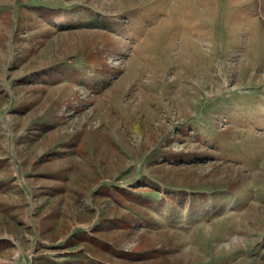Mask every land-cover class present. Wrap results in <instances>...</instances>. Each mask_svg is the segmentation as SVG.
<instances>
[{
    "label": "rangeland",
    "instance_id": "rangeland-1",
    "mask_svg": "<svg viewBox=\"0 0 264 264\" xmlns=\"http://www.w3.org/2000/svg\"><path fill=\"white\" fill-rule=\"evenodd\" d=\"M0 240L264 264V0H0Z\"/></svg>",
    "mask_w": 264,
    "mask_h": 264
},
{
    "label": "trees",
    "instance_id": "trees-1",
    "mask_svg": "<svg viewBox=\"0 0 264 264\" xmlns=\"http://www.w3.org/2000/svg\"><path fill=\"white\" fill-rule=\"evenodd\" d=\"M91 22V21H90ZM92 23H94L93 21H92ZM91 23V24H92ZM181 191V190H180ZM180 191H176L177 192V194L178 195H182V197H180V199H179V201L181 202L182 200H184L185 199V197H186V194L184 193L185 191H183V193L182 192H180ZM167 195L169 196L168 198H170V199H168V201H170V204H169V208H170V210H171V212L172 213H177V212H182L181 210H184L183 208H185V207H183V205H181V204H178L176 201H172L175 197L173 196V192H168L167 193ZM184 195H185V197H184ZM179 197V196H178ZM186 200V199H185ZM191 205L192 204H189L187 207H191ZM193 206V205H192ZM155 208H160V210H162V211H164V208L163 207H160V206H157L156 207V205H155ZM177 208H180L179 210L177 209ZM187 209V208H186ZM186 211V210H185ZM6 244V242L4 241V240H0V246H3V245H5Z\"/></svg>",
    "mask_w": 264,
    "mask_h": 264
}]
</instances>
